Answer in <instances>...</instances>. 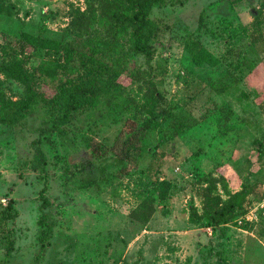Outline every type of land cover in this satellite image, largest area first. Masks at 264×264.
<instances>
[{
    "label": "rangeland",
    "instance_id": "374dc122",
    "mask_svg": "<svg viewBox=\"0 0 264 264\" xmlns=\"http://www.w3.org/2000/svg\"><path fill=\"white\" fill-rule=\"evenodd\" d=\"M92 2L0 0V89L7 96L15 100L24 89L7 73L15 55L29 57L30 71L43 59L66 63L59 52L21 51L22 33L67 42L74 37L66 30L70 13ZM150 17L158 26L152 42L166 69L159 89L169 115L143 135L137 158L120 163L119 149L142 124V113L125 110L122 99L79 110L67 127L70 140L55 135L56 150L43 143L52 202L45 212L53 232L42 256L43 181L34 169L32 143L47 108L40 102L21 123H0V264H264V0H184L154 7ZM191 35L221 59L219 65L192 62L184 48ZM121 41L127 77L144 62L127 53L128 38ZM226 68L238 82L218 94L210 82ZM35 81L48 96L55 93L46 78L36 75ZM88 140L101 146V156ZM209 172L224 176L231 190L252 185L246 212L221 224L191 220L192 207L202 211L200 178ZM158 178L171 183L168 196L151 221L140 225L129 213ZM88 179L95 182L87 186ZM9 204L13 216L7 218L2 210Z\"/></svg>",
    "mask_w": 264,
    "mask_h": 264
},
{
    "label": "trees",
    "instance_id": "16d2710c",
    "mask_svg": "<svg viewBox=\"0 0 264 264\" xmlns=\"http://www.w3.org/2000/svg\"><path fill=\"white\" fill-rule=\"evenodd\" d=\"M2 1V0H1ZM184 0H93L86 10L79 7L71 13L66 30L72 32L73 39H54L42 35H32L24 32L21 35V51L28 47L34 50H54L48 54L54 56L59 52L66 63L43 59L32 71L25 68L29 57L20 58L15 55L7 65V73L24 85L23 91L17 99H12L0 89V123L16 125L38 103L47 108L44 125L39 137L33 143L34 169L39 171L38 177L43 181L39 190L38 200L41 211L38 224L40 226L38 240L40 256L49 245L53 232V224L45 209L52 205L48 196L49 179L47 169V155L43 143L56 150L55 135L59 134L63 140L69 141L70 134L67 127L73 124L76 113L83 108H97L102 103L105 106L116 105L122 99L123 108L138 109L142 113V124L125 139L119 149L117 163L124 159L137 158L142 150L139 144L148 130L156 129L162 117L169 115V108L164 104V93L159 87L163 82L166 69L161 59L156 57V47L152 40L157 36L158 26L150 17L154 7L164 5H178ZM202 16L200 17V23ZM129 40L127 53L143 57L144 66L129 72L126 71L124 43L121 39ZM257 41L256 37H252ZM184 48L191 60L198 66H217L221 59L210 51L197 37L191 35L184 41ZM50 49V50H49ZM53 58V57H52ZM124 65V67H122ZM67 73H70L68 75ZM36 75L46 78L48 84L55 87V93L48 96L40 91L35 81ZM68 75L69 77H63ZM157 76H160L157 79ZM123 77V78H122ZM238 82L228 68L223 71V77L210 82L211 89L218 94L225 93ZM66 130V131H65ZM88 148L101 156V146L93 140L87 141ZM264 149V145H263ZM224 176L216 177L212 172L200 178L199 194L202 199V211L192 207L191 220L207 219L215 224L229 222L239 212L248 210L247 202L253 194L252 185L243 184L240 189L231 190ZM226 179V178H225ZM95 179H88L84 184L89 186ZM222 184L221 189L219 185ZM171 183L160 178L153 181L149 193L130 211L132 220L146 226L155 213L163 208ZM223 191L220 192V191ZM12 204L2 210L3 216H13ZM264 215V208L262 209ZM13 244V242H11ZM39 256V255H38Z\"/></svg>",
    "mask_w": 264,
    "mask_h": 264
},
{
    "label": "built area",
    "instance_id": "2783aa9c",
    "mask_svg": "<svg viewBox=\"0 0 264 264\" xmlns=\"http://www.w3.org/2000/svg\"><path fill=\"white\" fill-rule=\"evenodd\" d=\"M262 208H264V199H263V201H262ZM249 217V216H248Z\"/></svg>",
    "mask_w": 264,
    "mask_h": 264
},
{
    "label": "crops",
    "instance_id": "0c3cea01",
    "mask_svg": "<svg viewBox=\"0 0 264 264\" xmlns=\"http://www.w3.org/2000/svg\"><path fill=\"white\" fill-rule=\"evenodd\" d=\"M235 191V190H234Z\"/></svg>",
    "mask_w": 264,
    "mask_h": 264
}]
</instances>
